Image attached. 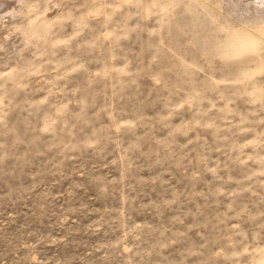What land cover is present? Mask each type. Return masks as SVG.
<instances>
[{"label": "rangeland", "instance_id": "rangeland-1", "mask_svg": "<svg viewBox=\"0 0 264 264\" xmlns=\"http://www.w3.org/2000/svg\"><path fill=\"white\" fill-rule=\"evenodd\" d=\"M0 264H264V0H0Z\"/></svg>", "mask_w": 264, "mask_h": 264}, {"label": "bare ground", "instance_id": "bare-ground-1", "mask_svg": "<svg viewBox=\"0 0 264 264\" xmlns=\"http://www.w3.org/2000/svg\"><path fill=\"white\" fill-rule=\"evenodd\" d=\"M202 5V4H201Z\"/></svg>", "mask_w": 264, "mask_h": 264}]
</instances>
